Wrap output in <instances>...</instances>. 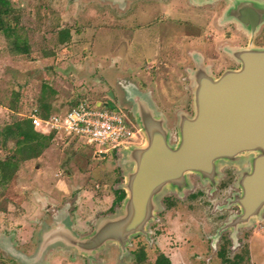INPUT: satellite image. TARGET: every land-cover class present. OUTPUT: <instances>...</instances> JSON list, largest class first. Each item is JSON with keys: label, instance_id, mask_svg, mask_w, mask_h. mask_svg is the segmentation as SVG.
Instances as JSON below:
<instances>
[{"label": "rangeland", "instance_id": "374dc122", "mask_svg": "<svg viewBox=\"0 0 264 264\" xmlns=\"http://www.w3.org/2000/svg\"><path fill=\"white\" fill-rule=\"evenodd\" d=\"M11 2L16 11L4 20L7 31H0V129L39 107L43 93L47 101L54 102L52 112L66 110L79 99L90 104L96 100L106 102L110 108L120 106L126 111L129 108L121 100L125 90L108 85L103 77L106 68L114 60L123 69L134 65L138 77L137 66L150 58L155 70L151 76L149 64L145 65L144 76L158 84L151 94L168 118L172 140L176 139L177 113L184 110L193 114V95L191 84L182 89L172 81L177 62L182 59V48L187 41H193V34L199 33L193 27L187 28L186 21L201 20H197V13L189 9L185 0H169L166 5L138 4L129 17L127 10L121 14L122 18L128 17L126 20L109 14L125 4L113 1V9L102 4V0ZM152 23L155 25L150 26ZM209 31L208 25L203 26L200 34L204 40ZM15 44L27 45L28 53L16 52ZM207 58L212 59V54H207ZM108 91L113 92V101L109 100ZM15 99L17 111L11 105ZM128 115L135 122L131 111ZM54 135L40 157L21 163L10 181H0V264H26L18 254L35 253L40 229L51 224L60 209L68 211L75 230L88 234L98 218L119 208L113 209L112 201L117 191L123 190L124 173L131 167L122 163V147L104 156L105 152L97 153L98 145L87 143L81 136ZM2 138L0 135V159L8 156L17 140L10 139L5 147ZM247 164L246 158L222 163L215 184L190 173L191 185L182 194L167 190L160 197L162 208L157 212L158 220L149 226V237L141 233L133 236L123 256L117 245L97 252L93 259L59 246L46 253L43 264H154L159 255L168 257L171 264H202L203 255L210 256L213 248L204 254L201 251L237 207L232 199L240 191V171ZM201 188L206 192H200L199 201L196 193ZM209 197L217 199V206ZM230 231L222 230L213 238L217 249L209 260L214 259L211 264H231L238 257L242 258L238 264H264V221L247 231L241 227L235 238ZM250 233L252 252L248 250L247 256ZM231 245L237 248L231 250ZM223 257L231 261H224Z\"/></svg>", "mask_w": 264, "mask_h": 264}, {"label": "water", "instance_id": "95a60500", "mask_svg": "<svg viewBox=\"0 0 264 264\" xmlns=\"http://www.w3.org/2000/svg\"><path fill=\"white\" fill-rule=\"evenodd\" d=\"M123 5L126 0H111ZM258 15L256 9L252 10ZM229 54L240 63L214 75L203 58L191 69L193 114L177 113V137L172 140L168 118L158 109L151 91L133 85L124 92L132 105V116L141 132L140 144H128L120 151L122 163L131 166L124 173L121 188L125 196L119 208L97 219L88 234H79L65 208L38 234L35 253L21 257L26 264H43L46 253L63 247L93 259L97 252L117 245L127 253L131 238L139 233L149 237V226L161 210L160 197L169 189L179 194L191 184L195 173L215 184L222 163L246 158L240 171V191L232 203L240 212L222 224L235 234L261 219L264 213V46L235 48ZM113 98L112 91L109 92ZM107 104V103H104ZM106 156L107 153H103ZM13 250V249H11Z\"/></svg>", "mask_w": 264, "mask_h": 264}, {"label": "flooded vegetation", "instance_id": "af4514ba", "mask_svg": "<svg viewBox=\"0 0 264 264\" xmlns=\"http://www.w3.org/2000/svg\"><path fill=\"white\" fill-rule=\"evenodd\" d=\"M104 1L105 6L108 5V8L113 9V6H111L113 5V3L110 0ZM168 1L169 0H129L125 2L122 8L116 6L117 11H115L114 13L111 10L108 12L112 17L113 15L118 16V20H126L129 17L131 9L138 4L166 5ZM185 3L189 6V9L191 11L197 13L195 14L197 20H201L186 21L187 28L189 26L191 28L193 27L194 29H197L199 33L192 35V42L187 41V46L182 48L181 51L182 59L177 62L176 74L174 75L172 82L180 86V88L187 89L188 87H190L191 80L189 78V71L190 69L195 68V59H199L202 57L206 63H210L212 71L215 73V75L218 76L225 69H236L240 67V63L236 62L235 59L225 51L226 49L244 48L246 46H249L250 44H254L256 46H264V0H207L205 2L185 0ZM253 9H256L258 11L257 16L254 15L252 11ZM126 10L129 11V13L128 17L125 19V15H123L124 17L122 18L121 14L126 13ZM223 12L226 13V17L223 15ZM109 14L108 17L110 19ZM202 14H206V16ZM154 18L155 17L151 18L152 22L155 20ZM226 20L229 21L224 22ZM135 21L138 20L135 18ZM170 23L178 24L179 21H170ZM152 25L154 26L155 24L152 23L150 26ZM205 25H208L211 29V31H209L206 35L208 37L206 38L207 40H204L202 38L203 34H200V32L203 30V26ZM207 54H212L213 58H207ZM148 64L150 66V71H148L149 75L153 70H155L154 62L150 58L145 59L144 65L141 63L137 66L140 71L139 76L137 77L135 76L137 72L133 71L134 65L133 68L129 65L127 68L123 69L121 63H118L114 60V62L111 63L108 69L106 68L103 77L105 78V81L108 83V85L115 90H126L128 87L135 85L140 90L152 91L157 88L158 84L153 80L147 79V76H144L146 75V72H144V70L146 69L145 65L147 66ZM163 70L164 67L161 69V71ZM131 73L132 75H134L133 77ZM110 77H112V79H109ZM109 92L110 91L107 92L109 95L108 98L110 101H113L115 96L112 98ZM121 100L122 103L129 108L126 110L128 114V111H131L132 105L124 97H122ZM211 187L212 185L210 186V188ZM203 190V188L197 190L196 197L199 201L201 200L200 192H206ZM218 190L220 189L218 188ZM209 200L213 205L215 204L217 206V199L209 197ZM232 212L233 214L239 213L240 208L237 206ZM210 238L212 239L209 240V242L205 240L207 242V247H205V250L203 252L201 251V253L204 254L206 251L209 252L211 247L213 248V251L211 252L210 256L203 255V260L205 261H202V264H211L214 261V259L213 261L209 260L213 257L212 254L215 253V249H217L216 241H213V236H211ZM229 239H231L230 235ZM218 245L219 242L217 243V246ZM235 248H237L235 247V245L230 246L231 250ZM220 254L223 256L224 252L221 251ZM223 258L224 261H231L227 260L225 257ZM232 262L233 261H231V264Z\"/></svg>", "mask_w": 264, "mask_h": 264}, {"label": "built area", "instance_id": "2783aa9c", "mask_svg": "<svg viewBox=\"0 0 264 264\" xmlns=\"http://www.w3.org/2000/svg\"><path fill=\"white\" fill-rule=\"evenodd\" d=\"M90 104L81 99L62 112L44 117L38 108L26 114L34 129L42 133H65L81 136L87 143L98 145L97 153H107L130 143L143 141L141 131L122 107L110 108L108 103ZM103 147V148H102Z\"/></svg>", "mask_w": 264, "mask_h": 264}, {"label": "trees", "instance_id": "16d2710c", "mask_svg": "<svg viewBox=\"0 0 264 264\" xmlns=\"http://www.w3.org/2000/svg\"><path fill=\"white\" fill-rule=\"evenodd\" d=\"M15 7L12 5L11 0H0V31H7L4 20L9 18L15 13ZM14 50L19 53H28L29 47L27 45L15 44ZM44 88L43 91H45ZM55 93L54 90H51ZM80 100V99H79ZM79 100L75 101L72 105L76 104ZM12 106L17 111V101L12 100ZM51 103L47 101L44 93L39 99V109L42 116L46 117L50 114ZM55 133L44 134L34 129L29 119H15L0 129V135L3 137L1 143L6 147L10 139L14 137L17 139L14 143V148L10 149L7 157L0 159V181L6 183L10 181L13 176L18 172L19 165L26 160L38 158L41 153L52 143ZM49 135V136H48ZM21 138V140L19 139ZM15 144L17 146H15ZM125 196V191H117V196L113 201V209H116ZM242 261L241 257L235 259L232 264H238ZM154 264H171L168 257L159 255Z\"/></svg>", "mask_w": 264, "mask_h": 264}, {"label": "crops", "instance_id": "0c3cea01", "mask_svg": "<svg viewBox=\"0 0 264 264\" xmlns=\"http://www.w3.org/2000/svg\"><path fill=\"white\" fill-rule=\"evenodd\" d=\"M111 1V0H110ZM127 1H129V0H126V2ZM197 2H205V1H207V0H196ZM102 4H104L105 3V1H103L102 0ZM230 8V7H229ZM228 13V12H227ZM223 15L226 17L227 15H226V13H224L223 12ZM227 21H229V20H226V21H224V22H227ZM254 45V44H253ZM256 46V45H255ZM257 47H263V46H257ZM232 49H235V48H231V49H226L225 51L229 54V51L230 50H232ZM195 61H196V59H195ZM204 61V60H203ZM236 61V60H235ZM237 62V61H236ZM204 63H205V65H207V66H210V68H211V65H210V63H206L205 61H204ZM192 69H194V68H192ZM191 70V69H190ZM212 70V69H211ZM213 72V71H212ZM213 74L215 75V73L213 72ZM53 103L54 102H52L51 103V105H53ZM11 105H12V103H11ZM34 108H38L39 109V107H34ZM33 108V109H34ZM54 107H52L51 106V109H53ZM33 109H31L30 111H32ZM40 110V109H39ZM30 111H29V113H30ZM62 111H64V109H62V110H60L59 112H62ZM51 113H56V112H52V110L50 111V114ZM28 114V113H27ZM26 113L25 114H23V118H25V119H27L26 118ZM44 134H46V133H44ZM56 136V135H55ZM40 157V156H39ZM114 201V200H113ZM112 201V202H113ZM112 202H111V204H112ZM119 207V206H118ZM264 213H263V215H262V217H261V219H259V220H256V221H254L253 222V224L251 225V227L250 226H247V227H245L246 228V230H248L249 228H252L255 224H257V223H261L262 221H264ZM158 220V218L155 220V221H157ZM262 220V221H261ZM152 224V223H151ZM260 229H262L263 228V225H261L260 227H259ZM77 231V230H76ZM78 232V231H77ZM79 233V232H78ZM79 234H81V233H79ZM82 235H84V234H82ZM252 239H253V235H251V233H250V238L247 240V241H249V247H248V249H247V256H248V250H251V252H252V249H250L251 248V246H252ZM213 247H214V242H213ZM119 250V249H118ZM249 264H251V263H249Z\"/></svg>", "mask_w": 264, "mask_h": 264}]
</instances>
